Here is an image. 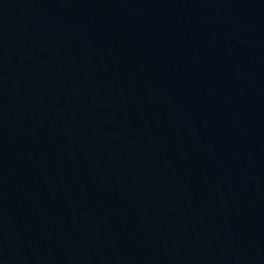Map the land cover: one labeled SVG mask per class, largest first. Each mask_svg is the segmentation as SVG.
I'll return each instance as SVG.
<instances>
[{"label": "water", "instance_id": "water-1", "mask_svg": "<svg viewBox=\"0 0 264 264\" xmlns=\"http://www.w3.org/2000/svg\"><path fill=\"white\" fill-rule=\"evenodd\" d=\"M0 264H264V0H0Z\"/></svg>", "mask_w": 264, "mask_h": 264}]
</instances>
